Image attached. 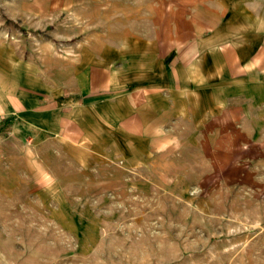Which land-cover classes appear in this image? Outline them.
<instances>
[{
    "label": "rangeland",
    "instance_id": "obj_1",
    "mask_svg": "<svg viewBox=\"0 0 264 264\" xmlns=\"http://www.w3.org/2000/svg\"><path fill=\"white\" fill-rule=\"evenodd\" d=\"M108 1L126 15L127 0ZM96 3L0 0L8 81L22 73L45 93H67L61 49L80 24L69 14ZM111 101L98 126L83 123L67 142L21 139L0 123V264H264V213L243 191L239 162L210 164L187 140L150 155L125 136L114 142Z\"/></svg>",
    "mask_w": 264,
    "mask_h": 264
},
{
    "label": "crops",
    "instance_id": "obj_2",
    "mask_svg": "<svg viewBox=\"0 0 264 264\" xmlns=\"http://www.w3.org/2000/svg\"><path fill=\"white\" fill-rule=\"evenodd\" d=\"M253 1L127 0L121 16L102 0L71 12L80 24L59 48L70 54L68 92L45 93L22 73L8 81L1 56L0 123L21 139L72 141L103 121L110 99L114 142L125 136L150 155L187 140L210 164L239 162L264 213V0Z\"/></svg>",
    "mask_w": 264,
    "mask_h": 264
}]
</instances>
